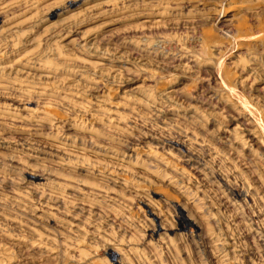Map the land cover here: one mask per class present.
<instances>
[{"label":"rangeland","instance_id":"1","mask_svg":"<svg viewBox=\"0 0 264 264\" xmlns=\"http://www.w3.org/2000/svg\"><path fill=\"white\" fill-rule=\"evenodd\" d=\"M0 264H264V0H0Z\"/></svg>","mask_w":264,"mask_h":264}]
</instances>
